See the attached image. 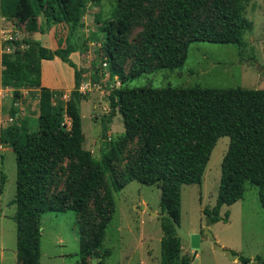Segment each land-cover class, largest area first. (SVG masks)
<instances>
[{
  "label": "trees",
  "instance_id": "obj_1",
  "mask_svg": "<svg viewBox=\"0 0 264 264\" xmlns=\"http://www.w3.org/2000/svg\"><path fill=\"white\" fill-rule=\"evenodd\" d=\"M145 1L113 0L110 17L95 16L105 33L100 42L101 60L107 62L111 74L124 80L153 70L182 67L192 43L238 44L242 40L246 27L244 0H163L134 47L127 35L136 11ZM86 3L87 0H0V16L8 20L19 18L28 32L45 33L54 23L67 24L74 31L82 24ZM40 15L44 18L42 23L37 19ZM24 43L26 46L21 49L16 42L13 55L3 54L1 58L3 85L39 88L38 129L30 131L17 124L0 129V144L10 146L16 157V192L9 204H15L12 217L19 264H40V224L44 213H80L91 198L98 222L87 249L101 244L114 212L113 193L132 180L157 184L161 211L166 208L180 222L182 185H201L212 149L222 136L229 137V144L221 160L215 203L202 209L206 223L226 222L229 211L221 215V207L242 199L247 182L257 186L264 209V89L139 88L122 84L108 96L109 116L119 111L124 132L111 146L107 158L96 162L91 152L82 147L77 105L81 98L85 99L79 92L83 74L69 58L78 48L68 42L65 47L52 50L31 38H25ZM130 55L133 59L124 74L123 66ZM54 56L74 69V88L64 107L54 104V93L40 82L41 59ZM65 118L69 128L65 127ZM135 137L140 145L133 164L97 195V187L125 145ZM65 158L75 160L72 174L78 184L51 195L50 183ZM1 178L3 183V172ZM161 228L160 264H190L191 257L180 254L181 239L169 218L161 217ZM107 255L109 250L101 257ZM238 259L243 263L250 261L242 255Z\"/></svg>",
  "mask_w": 264,
  "mask_h": 264
},
{
  "label": "rangeland",
  "instance_id": "obj_2",
  "mask_svg": "<svg viewBox=\"0 0 264 264\" xmlns=\"http://www.w3.org/2000/svg\"><path fill=\"white\" fill-rule=\"evenodd\" d=\"M112 3L113 0H87L81 15L82 24L76 30L72 31L64 23H54L47 29L49 34L41 36L48 38L50 35L51 40L58 42V46L65 47L69 42L78 48L74 57L83 74L79 92L85 96L77 105L83 132L82 147L91 152L96 162H103L107 158L111 146L124 132L119 111L109 116L111 107L108 96L113 88L122 84L139 88L200 86L264 89V76L257 70V63L264 68V0H244L246 27L240 43H192L187 47L182 67L172 71L163 68L153 70L132 80L111 74L107 62L101 60L100 42L105 33L95 16L100 14L104 19L110 17ZM162 3L163 0H146L136 11L127 35L131 45L136 47L139 44L148 23L155 18ZM37 19L39 23L44 22L41 15ZM54 34L55 38L52 37ZM34 35L37 34L24 29V22L19 18L7 19L5 23L0 18V84L4 68L2 55H13L16 42L20 43L22 49L26 46L24 39H33ZM132 59L131 55L127 58L123 66L124 74L128 72ZM35 90L18 86L12 92L14 97L15 91L20 95L19 98L15 97L20 101V109L16 110L26 112V117L22 119L18 116L15 124L25 125L30 131L38 129L39 94ZM72 90L52 91L54 104L64 107L66 101L71 99ZM69 125L66 119L65 127L69 128ZM228 144V136L217 139L201 185H182L180 226L189 233L208 226L215 239L202 240L190 264H264L260 261L264 260V209L258 199L256 185L247 182L242 199L221 208V215L229 211L226 222L220 220L207 224L202 213L204 207H212L215 203L221 160ZM139 145L138 137L125 145L97 187V195H101L105 186L113 183L118 174L128 170ZM74 164V159L65 158L60 162L50 183L49 194L62 191L68 185L75 187L78 184V178L72 174ZM2 172L5 176L3 183ZM15 180V152L10 146L4 145L0 148V264H19L16 256V225L12 217L15 204H9L15 197ZM113 199L114 212L105 228V238L91 249L87 247L98 222L92 198L80 213L71 210L44 213L40 224V264H100V261L102 264H160V240L163 236L161 218L151 215L147 210L162 212L159 186L132 180L114 192ZM223 242H227L230 247H222L239 256L248 257L250 261L243 263L239 259L235 262L219 258L218 255L228 257L215 248L216 244L221 246ZM180 245L181 255L193 256L194 250L189 243L181 239ZM107 250L109 255L102 258L101 254Z\"/></svg>",
  "mask_w": 264,
  "mask_h": 264
},
{
  "label": "crops",
  "instance_id": "obj_3",
  "mask_svg": "<svg viewBox=\"0 0 264 264\" xmlns=\"http://www.w3.org/2000/svg\"><path fill=\"white\" fill-rule=\"evenodd\" d=\"M0 18H1L2 23H5L6 20H7L5 17H1L0 16ZM33 33L37 34V35L33 36V40L38 41L41 45L46 46V47H48V48H50L52 50H54L57 47H59L58 46V42L56 40H51V38H50L51 36L50 35H49L48 38L41 37V36H44V35L47 36V34H49V33H47V31L45 33H40V32H33ZM37 36H39L41 39H43V41L41 39L37 40V39H39V37H37ZM53 36L55 38V34L52 35V37ZM77 52L78 51H74V52L70 53V55H69V58L71 60H73L75 62V64H76V61H75L74 54H76ZM40 82H41V86L42 87L49 88L52 91H56V90L67 91V90H70V89L74 88V83H75L74 82V69L67 62H64L58 56H54L52 59H41ZM35 91L37 92L36 94H39V88H36ZM12 101H13V98H12ZM13 102H15V101H13ZM17 103L20 104V102H17ZM16 109L17 108H15V110ZM13 111H14V109H13ZM19 117L24 119L26 117V112L24 110L23 111L19 110ZM2 127L3 126H0V129ZM0 148L1 149L3 148L2 144H0ZM223 206H229V205H223ZM220 213H221V210H220ZM198 231H200V230H192L190 233H196ZM221 246H224V247L229 246L230 247V245L227 242L221 243ZM221 253L222 254H226L224 252H221ZM196 255H195V257H196ZM218 256H219V258H222V259L228 258L226 256L224 257V255H218ZM237 260H233V261L236 262Z\"/></svg>",
  "mask_w": 264,
  "mask_h": 264
},
{
  "label": "water",
  "instance_id": "obj_4",
  "mask_svg": "<svg viewBox=\"0 0 264 264\" xmlns=\"http://www.w3.org/2000/svg\"><path fill=\"white\" fill-rule=\"evenodd\" d=\"M257 70L259 71V73H261L264 76V68L261 67L260 64H258V63H257ZM147 210L151 215H156L160 218L161 217H167L171 220L177 236L180 239H182L183 241L189 243L190 247L194 250V253H193V256L191 257V259H194L195 255L197 253V249L199 248L200 242L202 240L210 239L211 241H215L211 231L208 229V226H205L199 232L189 233L180 226V222L176 221L174 216H172L166 208L162 212H156V211H152L150 209H147ZM215 248L220 250L221 252L226 253L229 259L237 260L239 258V255L236 253H233L230 249L224 248V247L217 245V244L215 245Z\"/></svg>",
  "mask_w": 264,
  "mask_h": 264
},
{
  "label": "built area",
  "instance_id": "obj_5",
  "mask_svg": "<svg viewBox=\"0 0 264 264\" xmlns=\"http://www.w3.org/2000/svg\"><path fill=\"white\" fill-rule=\"evenodd\" d=\"M13 90H15V88L12 86L0 84V126H2V124H15L19 116V112L15 110V108L20 109V104L17 103L20 101L13 96ZM12 98L15 102L12 101ZM66 119L67 118L64 119L65 122Z\"/></svg>",
  "mask_w": 264,
  "mask_h": 264
}]
</instances>
